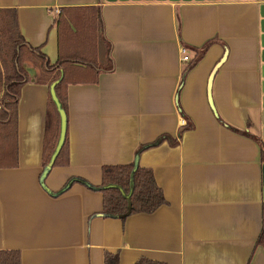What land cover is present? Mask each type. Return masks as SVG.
<instances>
[{
  "label": "crops",
  "instance_id": "obj_1",
  "mask_svg": "<svg viewBox=\"0 0 264 264\" xmlns=\"http://www.w3.org/2000/svg\"><path fill=\"white\" fill-rule=\"evenodd\" d=\"M0 11L52 66L101 68H68L66 151L49 168L53 76L26 67L17 165L0 168V252L21 264H105L108 253L264 264V0H0ZM131 164L153 172L165 202L107 218L103 169Z\"/></svg>",
  "mask_w": 264,
  "mask_h": 264
},
{
  "label": "trees",
  "instance_id": "obj_2",
  "mask_svg": "<svg viewBox=\"0 0 264 264\" xmlns=\"http://www.w3.org/2000/svg\"><path fill=\"white\" fill-rule=\"evenodd\" d=\"M11 14L12 22L6 23V28L15 32L16 40L11 38L9 49L12 50L10 60L5 58L4 49L6 48L0 40V168L14 167L18 161V104L21 90L29 82V72L22 65L23 54L28 53L31 57L41 63L42 72L40 82L53 76L50 84L55 82V92L62 109L66 113V90L69 80L67 76L68 68L71 65H82L85 69L96 70L100 66L96 62L84 61L79 59H62L56 65H51L45 55L39 49L31 47L22 37L17 16L14 12L0 11V17ZM3 22L0 21V26ZM207 48V47H206ZM206 48L203 50L205 51ZM7 72H3V63ZM3 65V67H4ZM110 70V69H109ZM52 105L55 118L47 123V136L54 129L55 150L61 132V117L52 97ZM66 151V137L63 147L56 157L52 166H56L61 155ZM264 153V151H263ZM264 160V156H263ZM49 167V168H52ZM76 180H71L65 186L64 191ZM97 190L104 194V213L103 216L113 219L126 220L129 216L137 213L151 214L161 207L164 202L162 190L158 187L153 172L150 169L142 168L136 164L128 166H106L103 169V184ZM259 244L264 245V212L263 230L258 240ZM0 264H21L20 256L16 252H0ZM105 264H119V256L106 254ZM138 264H162L149 260H141Z\"/></svg>",
  "mask_w": 264,
  "mask_h": 264
},
{
  "label": "rangeland",
  "instance_id": "obj_3",
  "mask_svg": "<svg viewBox=\"0 0 264 264\" xmlns=\"http://www.w3.org/2000/svg\"><path fill=\"white\" fill-rule=\"evenodd\" d=\"M11 14H8L6 17L2 16L0 17V21H2L3 23L0 26V40L2 42V44L6 47L4 49V54H5V58H7V60H10V57L12 55V50L9 49L10 47V43H11V38L13 40H16V35L15 32L12 31L11 29L6 28V23L9 24V22H12V16H10ZM80 39V37H78V40ZM95 51V45H94V50ZM2 62V61H1ZM3 63V62H2ZM4 65V63H3ZM3 65L1 64V67L3 68V72H7V69L5 68V65L3 67ZM22 65L26 68V67H35L37 69H39L42 72V65L40 62H38L37 60H35L33 57H31L28 53L23 54V60H22Z\"/></svg>",
  "mask_w": 264,
  "mask_h": 264
},
{
  "label": "water",
  "instance_id": "obj_4",
  "mask_svg": "<svg viewBox=\"0 0 264 264\" xmlns=\"http://www.w3.org/2000/svg\"><path fill=\"white\" fill-rule=\"evenodd\" d=\"M106 1L112 2V0H106ZM263 77H264V66H263ZM57 84H58V82H55L51 86L50 93H51V97H52L54 103L56 104L57 109H58V111L60 113V117H61V132H60V138H59L58 145L56 147L55 153H54V155H53V157L51 159V162H50V167L53 165L56 157L58 156V154L60 153V151H61V149L63 147V144L65 142V137H66V131H67V114L62 109V105L59 102V100L57 98V95H56V92H55V87H56ZM263 90H264V83H263ZM263 108H264V98H263ZM263 120H264V114H263ZM263 172H264V167H263Z\"/></svg>",
  "mask_w": 264,
  "mask_h": 264
},
{
  "label": "built area",
  "instance_id": "obj_5",
  "mask_svg": "<svg viewBox=\"0 0 264 264\" xmlns=\"http://www.w3.org/2000/svg\"><path fill=\"white\" fill-rule=\"evenodd\" d=\"M181 52H182V54L184 55V57H183V62H185V63H189V62H190V59H189V57L187 56V49L184 48V49H182ZM183 125L186 126L187 123H186L185 121H183Z\"/></svg>",
  "mask_w": 264,
  "mask_h": 264
}]
</instances>
